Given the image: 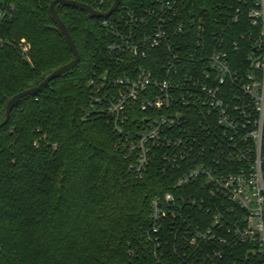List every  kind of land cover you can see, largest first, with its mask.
Here are the masks:
<instances>
[{
  "label": "trees",
  "instance_id": "1",
  "mask_svg": "<svg viewBox=\"0 0 264 264\" xmlns=\"http://www.w3.org/2000/svg\"><path fill=\"white\" fill-rule=\"evenodd\" d=\"M53 1H3L9 14L0 21V122L9 98L73 59L51 17ZM77 1L104 12L115 2ZM176 1L186 14L194 12L209 23L221 8L233 11L245 4ZM152 2L121 0L109 19L123 7L141 11ZM57 11L81 58L42 92L21 99L0 129V264H262L245 258L244 249H227L222 259L210 263L200 261L212 246L189 243L194 225L205 215L191 204L175 215L169 212L160 224L151 220L155 197L169 191L177 197L192 194V188L177 187L179 173L164 175L159 166L138 176L117 146L120 136L109 120L85 117L89 79L112 65L106 18L71 6L58 5ZM242 31L233 26L230 40L248 44Z\"/></svg>",
  "mask_w": 264,
  "mask_h": 264
},
{
  "label": "built area",
  "instance_id": "2",
  "mask_svg": "<svg viewBox=\"0 0 264 264\" xmlns=\"http://www.w3.org/2000/svg\"><path fill=\"white\" fill-rule=\"evenodd\" d=\"M244 3L210 23L176 0L123 7L103 22L112 65L89 79L85 117L109 120L131 169L159 166L191 186L155 197L150 218L160 224L186 203L202 211L189 238L212 246L202 262L244 249L264 264V0ZM233 26L248 44L230 40Z\"/></svg>",
  "mask_w": 264,
  "mask_h": 264
},
{
  "label": "water",
  "instance_id": "3",
  "mask_svg": "<svg viewBox=\"0 0 264 264\" xmlns=\"http://www.w3.org/2000/svg\"><path fill=\"white\" fill-rule=\"evenodd\" d=\"M121 3V0H115L113 5L108 11H101L93 8L91 5L79 2L77 0H54L51 5H50V13L53 21L55 22L56 30L65 36V39L73 53V59L63 65H60L59 67L55 68L49 75L45 77V79L38 85L33 86L31 88L25 89L23 91H20L19 93L15 94L11 98H9L6 106V116L5 119L0 122V129L3 128L9 121L11 113L15 107V105L23 98L29 96V95H36L39 92H42L47 85L50 83L52 79H55L59 77L60 75L70 71L71 69L75 68L79 62H80V52L77 48V45L69 32L65 22L63 19L60 17L58 11H57V6H71L75 8H79L83 11H86L90 17H108L111 14H113L119 7Z\"/></svg>",
  "mask_w": 264,
  "mask_h": 264
},
{
  "label": "rangeland",
  "instance_id": "4",
  "mask_svg": "<svg viewBox=\"0 0 264 264\" xmlns=\"http://www.w3.org/2000/svg\"><path fill=\"white\" fill-rule=\"evenodd\" d=\"M2 2L4 1V0H1ZM0 21H1V13H0Z\"/></svg>",
  "mask_w": 264,
  "mask_h": 264
}]
</instances>
